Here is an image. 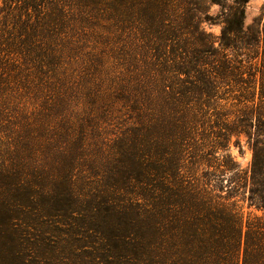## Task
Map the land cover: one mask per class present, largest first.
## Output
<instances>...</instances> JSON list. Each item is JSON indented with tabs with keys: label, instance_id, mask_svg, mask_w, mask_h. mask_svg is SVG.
<instances>
[{
	"label": "trees",
	"instance_id": "16d2710c",
	"mask_svg": "<svg viewBox=\"0 0 264 264\" xmlns=\"http://www.w3.org/2000/svg\"><path fill=\"white\" fill-rule=\"evenodd\" d=\"M5 1L14 10L22 3L27 20L37 12L60 27L76 17L117 19L126 3ZM132 1L146 5L148 0ZM247 1L234 0L221 20L223 35L240 29ZM200 42L192 49L195 56L202 51ZM128 74L133 76L120 95L127 102L126 116L110 113L121 120L112 141L116 154L106 156L105 176L88 174L87 189L74 184L76 158L69 147L57 146L62 151L53 156L56 162H45L32 174L11 162L0 163V264H264V149L253 148L247 195L248 207L262 214L249 213L244 222L240 209L228 202L229 189L236 186H226L222 197V187L204 182L211 168L221 176L238 171L226 151L230 134L237 132L214 126V114L203 109V85L212 97V79L204 82L199 65L183 63ZM26 81L22 71L0 68V113L24 109L16 95ZM141 99L154 109L143 108ZM65 104L56 100L47 111ZM86 121L92 123L90 117ZM60 126L72 129L67 123ZM167 221L168 240H150L141 230L158 233Z\"/></svg>",
	"mask_w": 264,
	"mask_h": 264
},
{
	"label": "rangeland",
	"instance_id": "374dc122",
	"mask_svg": "<svg viewBox=\"0 0 264 264\" xmlns=\"http://www.w3.org/2000/svg\"><path fill=\"white\" fill-rule=\"evenodd\" d=\"M233 3L148 0L144 5L126 0L117 19L76 17L60 27L37 12L27 20L20 11L22 3L14 10L0 0V68L7 66L14 74L22 71L28 80L16 95L24 109L0 113V163L11 162L32 174L45 162H56L53 156L62 151L59 147H69L76 158L74 184L84 187L88 174L90 178L107 174L106 156L117 149L112 141L122 127L114 113L121 119L126 116L122 111L127 102L120 95L128 76H133L128 73L194 64L202 68L204 82L211 78L215 85L212 97L203 85L204 111L214 114V126L237 132L230 134L226 151L238 171L221 176L211 168L204 182L210 188L222 187L216 192L222 197L226 186H236L229 189L228 202L236 204L244 222L249 213L261 215L248 207L247 195L253 148L264 149V0H248L240 29L223 35L221 20ZM199 39L202 51L195 56L192 49L198 48ZM61 99L65 106L47 111ZM140 101L143 108L154 109ZM36 119L39 124L34 125ZM196 173L201 184L200 170ZM141 230L150 240H168V221L158 233Z\"/></svg>",
	"mask_w": 264,
	"mask_h": 264
}]
</instances>
